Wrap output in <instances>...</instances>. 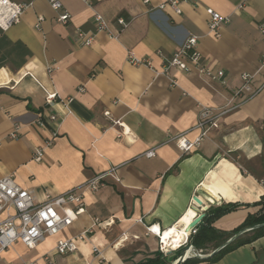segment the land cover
<instances>
[{
	"label": "crops",
	"instance_id": "1",
	"mask_svg": "<svg viewBox=\"0 0 264 264\" xmlns=\"http://www.w3.org/2000/svg\"><path fill=\"white\" fill-rule=\"evenodd\" d=\"M12 1L30 6L18 24L0 28V81H11L0 88V179L13 175L38 202L46 194L78 188L86 213L35 250L17 243L0 264H138L160 253L159 239L148 227L161 233L188 228L197 218L192 200H200L205 216L223 205H241L212 222L224 233L261 209L255 204L264 196V39L258 30L264 0H188L180 4L181 14L170 7L152 10L167 0H91L90 5L60 0L70 15L67 24L58 22L60 13L47 0ZM209 9L229 17L219 37L209 32ZM95 14L115 38L102 32L91 47L81 46L77 32L95 33ZM119 19L127 25L120 26ZM189 36L199 38L207 67L224 71L225 85L197 71L170 68L161 74ZM128 52L151 66L130 64ZM243 74L255 76V95L247 101L234 98ZM49 93L58 96L51 106ZM68 98L71 113L50 121L51 115H65L61 100ZM231 101L239 107L192 153L183 154L168 141L172 134L196 136L200 106L223 108ZM38 115L44 127L36 124ZM15 121L21 125L17 131ZM154 147L156 155L147 158ZM112 169L114 175L108 174ZM103 174L108 175L99 191L82 187ZM96 219L114 223L94 226ZM88 229V240H76V252L56 253L59 240ZM195 249L211 255L218 248ZM212 264H264V236Z\"/></svg>",
	"mask_w": 264,
	"mask_h": 264
},
{
	"label": "built area",
	"instance_id": "2",
	"mask_svg": "<svg viewBox=\"0 0 264 264\" xmlns=\"http://www.w3.org/2000/svg\"><path fill=\"white\" fill-rule=\"evenodd\" d=\"M51 8L60 13L58 16V22L67 24L70 20V15L63 11L62 3L60 0H47ZM85 4L90 5L91 0H82ZM188 0H167L165 3L158 7L152 8V10L163 11L166 7H170L176 14H181L182 10L180 4L187 2ZM144 3L148 4L149 0H144ZM30 5L18 4L12 0H0V28L4 31L9 30L12 26L18 24ZM209 15V32L215 37L220 36V31L223 26L230 22L229 17L222 16L220 13L213 9L207 10ZM42 18H39V22L36 28H40ZM93 22L96 27L95 33H84L82 31L77 32V40L81 46L91 47L96 40L99 33H108L110 38H115V35L109 31L107 21L100 14H95ZM119 25L125 27L127 22L124 19H119ZM258 30L264 39V22L258 25ZM199 38L197 36H189L179 47L178 51L174 54L172 60L168 61L161 74L168 75L170 68H176L183 73H190L197 71L202 76L209 80L219 82L225 85L226 78L223 70L213 71L207 67V64L203 60V56L198 50ZM128 62L134 66H151L148 60L137 58L133 52H128ZM264 65V61H263ZM20 78L23 75L19 76ZM252 74H243L241 76V86L234 92V98H240L245 101L252 98L255 95L252 88V81L254 79ZM11 81H0V88L4 86H10ZM175 83V82H173ZM81 92L84 89H80ZM58 96L56 93H49L46 96V103L48 105H54L57 102ZM244 101V102H245ZM65 115L62 118H58L55 115H51L50 121L62 120L65 116L71 113L70 104L72 98L61 100ZM239 105H234L231 102L223 108H214L210 106H200L198 113L197 124L194 130L197 132L193 139L188 138V132L172 134L169 138V142H173L177 145L183 154H190L208 138L213 130L220 128V121L224 115L238 108ZM105 115L110 117L109 112ZM36 124L44 127L46 122L42 116H37ZM114 125H121L119 121H114ZM21 127L19 122L15 121V129L19 130ZM130 133L126 128L122 132V135H128ZM52 145L49 141L47 146ZM43 150L36 151L35 159L41 160ZM156 155V149L151 148L146 153L147 158H153ZM114 169L108 174L114 175ZM108 174L99 175L92 180L88 181L84 186L86 190L95 193L100 190L105 184L104 180ZM191 208L195 210L197 217L202 212L200 205L197 201L192 200ZM86 213V206L84 197L78 193V188L64 192L58 196H52L46 194L43 202L36 201V198L32 192L23 188L16 183L14 176L9 175L0 179V260L4 254L10 250L17 243L23 244L29 250L37 249L48 237L59 235L62 231L71 228L74 225L75 218ZM5 214L4 218L1 216ZM114 223L112 219L107 221H100L96 219L94 226L108 227ZM201 224V223H200ZM199 224V225H200ZM197 226L191 227L188 233L185 232L184 239L180 243L179 248H168L164 241V232L159 228L156 231L155 226H149L148 232L157 236L159 239V251L166 257L169 251H179L186 246H191L195 253L193 255L209 256L210 254H202L198 252L191 243L192 236L197 234ZM92 229L85 230L77 235L73 239L59 240L55 246L57 254L66 255L74 253L78 250L76 240L86 241L88 240V234ZM184 231L186 228L183 229ZM125 238H122L115 246L122 244ZM171 246V245H169ZM170 249V250H169ZM93 253L98 256L101 252L97 246L93 247ZM191 255V254H190ZM45 260H49L47 255ZM22 264H37L36 262H23Z\"/></svg>",
	"mask_w": 264,
	"mask_h": 264
},
{
	"label": "trees",
	"instance_id": "3",
	"mask_svg": "<svg viewBox=\"0 0 264 264\" xmlns=\"http://www.w3.org/2000/svg\"><path fill=\"white\" fill-rule=\"evenodd\" d=\"M218 206V205H216ZM241 205L240 204H227L220 206L211 211L210 215H206L203 222L197 227V234L192 236L191 243L197 249L205 250L209 245H213L216 248L224 245L228 240H230L235 235L243 232L247 229L252 230L244 233L235 239L232 243L227 245L224 249L219 252L213 254L212 256L200 260L197 258H192L187 260L184 264L189 263H216L221 260L226 254L229 252L242 247L244 245L250 244L259 238L264 236V226L259 228H255L258 225L264 224V196L261 197V200L255 204V206H261V209L256 214H250L245 222L234 232L232 233H224L216 230L211 226L212 222L215 219H218L228 213H231L237 210ZM215 207V206H214ZM212 208V207H211ZM138 264H169L167 262L166 257H164L161 253L158 256L151 258L145 262H141Z\"/></svg>",
	"mask_w": 264,
	"mask_h": 264
},
{
	"label": "water",
	"instance_id": "4",
	"mask_svg": "<svg viewBox=\"0 0 264 264\" xmlns=\"http://www.w3.org/2000/svg\"><path fill=\"white\" fill-rule=\"evenodd\" d=\"M197 201L200 202V200H198V199H197ZM204 218H205V214H200L194 220V222H192L190 228L199 225L203 221ZM261 226H264V224L263 225H258L255 228H259ZM252 229L253 228L247 229V230H245L243 232H240L239 234L235 235L230 240H228L224 245H222L220 248H218L217 250H215L210 256H212L213 254H215V253L219 252L220 250L224 249L227 245H229L230 243H232L239 236L243 235L244 233H246V232H248V231H250ZM192 250L193 249H192L191 246H186V247L182 248L179 251H169L167 253V255H166L167 262L169 264H184L187 260L192 259V258H197V259H200V260H203V259L208 258V256H204L203 257V256H199V255H190L189 253Z\"/></svg>",
	"mask_w": 264,
	"mask_h": 264
},
{
	"label": "bare ground",
	"instance_id": "5",
	"mask_svg": "<svg viewBox=\"0 0 264 264\" xmlns=\"http://www.w3.org/2000/svg\"><path fill=\"white\" fill-rule=\"evenodd\" d=\"M191 226V225H190ZM190 226L188 228H186V230L184 231L183 229H179L180 232L183 231V232H178L176 229L172 228V229H169V230H165L164 232V241L166 243V247L168 248H179L180 247V243L183 241L184 239V234L185 232L188 233V230L190 228ZM156 231H159V228H156ZM162 235V233H161ZM171 245V246H169ZM170 250V249H169ZM195 253V251H190L189 254L193 255Z\"/></svg>",
	"mask_w": 264,
	"mask_h": 264
},
{
	"label": "rangeland",
	"instance_id": "6",
	"mask_svg": "<svg viewBox=\"0 0 264 264\" xmlns=\"http://www.w3.org/2000/svg\"><path fill=\"white\" fill-rule=\"evenodd\" d=\"M203 254V253H202ZM207 254V253H206Z\"/></svg>",
	"mask_w": 264,
	"mask_h": 264
}]
</instances>
